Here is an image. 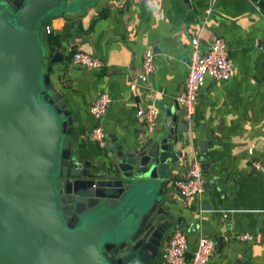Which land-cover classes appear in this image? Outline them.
<instances>
[{"label": "crops", "instance_id": "crops-1", "mask_svg": "<svg viewBox=\"0 0 264 264\" xmlns=\"http://www.w3.org/2000/svg\"><path fill=\"white\" fill-rule=\"evenodd\" d=\"M207 6L208 0H65L44 22L50 27L49 33L43 30L45 72L73 117L77 156L89 162L91 172L109 173L113 144L139 147L166 133L169 115L183 119L176 96L184 89L191 39L198 36L206 49L222 38L232 73L225 81L206 77L194 114L184 130H176V146L184 143V155L169 166L164 190L177 219L172 228L186 232L190 249L200 237L213 239L208 264H264V182L250 164L252 159L264 164V11L255 0H215L210 13ZM147 49L154 54L155 71L131 90ZM77 50L98 58L101 67L73 65L70 57ZM100 92L109 93L111 101L96 120L88 107ZM147 102L158 111L152 133L136 115ZM97 125L106 134L104 146L90 137ZM195 156L204 192L186 199L175 181ZM244 234L252 239L236 238ZM155 264H165L162 255Z\"/></svg>", "mask_w": 264, "mask_h": 264}, {"label": "water", "instance_id": "water-1", "mask_svg": "<svg viewBox=\"0 0 264 264\" xmlns=\"http://www.w3.org/2000/svg\"><path fill=\"white\" fill-rule=\"evenodd\" d=\"M64 2L0 0V264H155L177 220L164 189L187 121L171 114L157 139L113 144L112 170L91 172L45 72L44 22Z\"/></svg>", "mask_w": 264, "mask_h": 264}, {"label": "built area", "instance_id": "built-area-1", "mask_svg": "<svg viewBox=\"0 0 264 264\" xmlns=\"http://www.w3.org/2000/svg\"><path fill=\"white\" fill-rule=\"evenodd\" d=\"M214 1L208 0V6L205 9L206 13L211 12ZM141 2L142 0H132L133 4ZM44 31L49 33L50 27L44 26ZM70 62L85 69L101 67V61L98 58L79 50L72 53ZM187 68L184 89L176 96V101L183 109V118L189 121L194 114L195 105L206 77L215 81H225L232 73L233 61L228 55L227 43L222 38H217L206 49H203L199 37H193L191 39V51ZM154 71V54L151 49H147L142 55L140 69L132 80L130 89L134 90L138 84H146ZM110 101L109 93L100 92L88 107L90 115L96 120H101L107 111ZM136 115L145 122V128L148 133L154 132L158 121V111L150 102L139 108L136 111ZM90 137L100 146L105 145L106 134L100 125L92 128ZM248 152L252 153V149H248ZM250 164L264 182V164L257 159H252ZM204 186L202 167L198 156H195L190 165L176 179L175 187L181 197L188 199L202 195ZM225 217L226 214L223 213L222 218ZM168 237L167 245L161 253L165 264H208L210 256L215 249L213 239L200 237L195 247L191 250L186 232L179 227H175L170 231ZM236 238L240 241L252 239L250 235L245 234L237 235Z\"/></svg>", "mask_w": 264, "mask_h": 264}, {"label": "rangeland", "instance_id": "rangeland-1", "mask_svg": "<svg viewBox=\"0 0 264 264\" xmlns=\"http://www.w3.org/2000/svg\"><path fill=\"white\" fill-rule=\"evenodd\" d=\"M46 63V62H45Z\"/></svg>", "mask_w": 264, "mask_h": 264}]
</instances>
